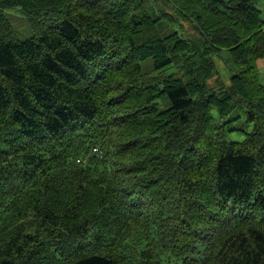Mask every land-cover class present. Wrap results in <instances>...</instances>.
Wrapping results in <instances>:
<instances>
[{
  "label": "trees",
  "instance_id": "1",
  "mask_svg": "<svg viewBox=\"0 0 264 264\" xmlns=\"http://www.w3.org/2000/svg\"><path fill=\"white\" fill-rule=\"evenodd\" d=\"M257 2L0 0V264H264Z\"/></svg>",
  "mask_w": 264,
  "mask_h": 264
},
{
  "label": "rangeland",
  "instance_id": "2",
  "mask_svg": "<svg viewBox=\"0 0 264 264\" xmlns=\"http://www.w3.org/2000/svg\"><path fill=\"white\" fill-rule=\"evenodd\" d=\"M257 7L261 11V17L264 19V0H258ZM8 18L11 21V24L16 32L17 37L20 40H26L33 36V32L30 29V26L27 22V19L22 16L16 9L7 10L6 12ZM143 73L147 74L145 78V83L147 85L152 83H157L164 78L176 75L177 69L175 67H168L164 70H153V63L151 59H147L143 62ZM218 71L217 74L209 80V84L211 87L218 85L219 83H228L229 78L231 77L233 72L226 73L224 66L222 63H217ZM260 79L261 82L264 84V67L260 69ZM170 103L167 99L163 101V104L159 106L160 111H164L169 108ZM237 114L233 113L223 120L219 118L216 111H213V116L217 122H223L234 118ZM230 129H235L234 131H230L227 133L226 139L228 141H242L245 139L246 135L252 131V124L246 122V117L241 116L240 119L233 122L231 125L228 126Z\"/></svg>",
  "mask_w": 264,
  "mask_h": 264
},
{
  "label": "crops",
  "instance_id": "3",
  "mask_svg": "<svg viewBox=\"0 0 264 264\" xmlns=\"http://www.w3.org/2000/svg\"><path fill=\"white\" fill-rule=\"evenodd\" d=\"M257 65H258L259 70L261 69V67H264V58H263V59H260V60L257 62Z\"/></svg>",
  "mask_w": 264,
  "mask_h": 264
},
{
  "label": "bare ground",
  "instance_id": "4",
  "mask_svg": "<svg viewBox=\"0 0 264 264\" xmlns=\"http://www.w3.org/2000/svg\"><path fill=\"white\" fill-rule=\"evenodd\" d=\"M245 210V209H244ZM70 228H72V226L70 227ZM78 231V230H77Z\"/></svg>",
  "mask_w": 264,
  "mask_h": 264
}]
</instances>
